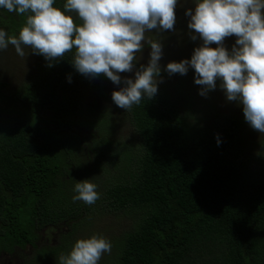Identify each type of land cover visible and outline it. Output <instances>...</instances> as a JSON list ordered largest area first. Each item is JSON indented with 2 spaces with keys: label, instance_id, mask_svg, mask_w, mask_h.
I'll list each match as a JSON object with an SVG mask.
<instances>
[{
  "label": "trees",
  "instance_id": "16d2710c",
  "mask_svg": "<svg viewBox=\"0 0 264 264\" xmlns=\"http://www.w3.org/2000/svg\"><path fill=\"white\" fill-rule=\"evenodd\" d=\"M139 1L0 0L7 44L29 42L23 49L39 55L32 78L13 83L0 54V261L15 252L23 264H48L64 241L40 250L48 232L125 219L127 228L105 241L112 253L96 264H264V80L253 73L234 86L238 111L199 110L194 98L210 104L232 83L218 78V63H201L213 72L203 85L212 92L186 90L184 68L171 64L172 73L158 70L163 81L117 100L108 70L145 71L135 52L116 46L117 21L137 18ZM142 1L141 26L157 32L139 36L149 39L144 47L201 40L183 29L188 0L176 16L166 0ZM256 42L250 55L261 67ZM246 83L256 91L242 95ZM99 100L105 105L94 106ZM94 254L86 246L72 261Z\"/></svg>",
  "mask_w": 264,
  "mask_h": 264
},
{
  "label": "rangeland",
  "instance_id": "374dc122",
  "mask_svg": "<svg viewBox=\"0 0 264 264\" xmlns=\"http://www.w3.org/2000/svg\"><path fill=\"white\" fill-rule=\"evenodd\" d=\"M149 1L153 4L152 0ZM166 1L173 16L178 15L179 10L185 7L182 6L183 0ZM188 1L186 13L181 15V17L185 22L183 29L186 36L190 37L191 33L199 34L198 36L201 40L195 42L194 45H190V40L175 42L174 45L173 43L165 45L164 41H157L152 46L147 45L144 47L143 45L149 39L154 38L157 32L141 26L146 21L147 16L140 12L143 5V1L140 0L137 18L129 12L117 21L116 37L118 44L116 46L124 52H135L134 54L138 62L144 64L146 67H155L157 64L159 66H166L169 63L181 65L185 70L186 76L190 79V81H184L186 90L199 84L202 86L200 91L212 92L211 87L203 88V85L205 79L215 81L212 77L213 72L201 70L199 65L202 63V65L206 64L209 66L218 63L221 67L219 70L222 72L217 74L218 78L224 79L227 77L228 82L232 83V85L227 89L218 87L216 94L213 96V102L210 104H205L206 99L204 98L197 97L196 101L194 98L196 107L199 110L213 108L218 112H227L230 108L235 107L238 111L241 107H238L237 104H231L235 100L234 86L242 81H254L249 79L253 73L256 78L264 80V70H258V68H264V65L260 67L258 65L259 59L250 55L251 48L257 43L256 41H260L264 45V0H215L216 3L209 7L200 0ZM145 8L150 18L156 22L158 20L157 14L148 7L145 6ZM161 11L166 13L167 9L163 8ZM9 12L14 15L15 10H10ZM145 34L150 36L149 39L143 40L139 37ZM8 38L9 33L7 34L4 28H0V50L6 46H10L15 53L7 51L5 60L2 62L7 67L5 70L9 79L14 81L13 83H18L24 77L32 78V72H35L37 69L30 70V68H34L36 63L35 60H32L34 58L32 53L28 49H23L25 45H30V43L24 44L16 41L7 44ZM179 45L180 47L176 48ZM8 66L11 69H8ZM169 71L172 73V66L169 67ZM237 71H241V73L234 75ZM161 73L152 69L145 70L142 75L129 68L124 73L118 71L112 76L110 86L114 89L115 98L118 100L132 94L139 86H147L149 79L158 78L152 81L153 83L163 81ZM174 82L177 81H168L167 83L174 85ZM225 82L227 83V81ZM258 83L262 86L264 81H258ZM241 90L242 95L255 92L256 85L254 83H246L242 85ZM89 103L93 104L92 101H89ZM103 104L105 105V102L99 100L96 101L94 106L99 107ZM244 108L246 106H242V109ZM120 135L124 139L128 135L127 130L122 129ZM87 222L85 223L82 220L81 230L71 235H69L70 229L66 228H60L62 229L60 232L58 230L48 232L50 233L48 241H45V243L39 241L40 250L58 246L62 243V238H64V241L57 250L55 249V255H52L50 259H44V261L48 264H74L72 256L76 253H82V250L86 246L93 245L95 247V254L87 260L75 264L100 263V261L102 262L106 256L112 253L109 245L105 247V241H108V238L111 236L117 238L127 228L125 219L106 222L104 220L100 223L90 222L87 219ZM27 249L30 251L29 248ZM57 252L58 254H56ZM27 261L23 256L21 257L12 252L10 255L3 256L0 264H23V262Z\"/></svg>",
  "mask_w": 264,
  "mask_h": 264
},
{
  "label": "clouds",
  "instance_id": "9594fccd",
  "mask_svg": "<svg viewBox=\"0 0 264 264\" xmlns=\"http://www.w3.org/2000/svg\"><path fill=\"white\" fill-rule=\"evenodd\" d=\"M10 50H13V49H8V48H3V49H1L0 50V54L3 52V51H10ZM259 53H261V50H259ZM263 54H264V50H263ZM38 58H39V55L37 54L36 55V57H35V59L34 58H32V60H35V63L37 64V61L36 60H38ZM169 67H171V63H169V64H167L166 66H159L158 64H157V66H155V67H146L145 66V70H152V69H154V70H160V69H168ZM34 68H36V65H35V67ZM33 67H31L30 68V70L31 69H34ZM129 69V68H128ZM127 69V70H128ZM258 70H260V71H262L260 68H258ZM257 70V71H258ZM126 71V70H125ZM133 71H134V69H133ZM136 71V70H135ZM256 71V72H257ZM118 71H115L114 69H112V68H110L109 70H108V74H107V76L106 77H112V76H114L116 73H117ZM137 72V71H136ZM138 73V72H137ZM141 74V73H140ZM240 73L238 72L237 73V75H239ZM156 79H158V78H154V79H149V81H155ZM148 84H149V82H148ZM148 87V85L147 86H143L142 88H147ZM89 95H91V94H89Z\"/></svg>",
  "mask_w": 264,
  "mask_h": 264
}]
</instances>
